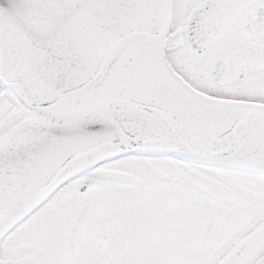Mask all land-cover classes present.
Wrapping results in <instances>:
<instances>
[{"label": "snow or ice", "instance_id": "snow-or-ice-1", "mask_svg": "<svg viewBox=\"0 0 264 264\" xmlns=\"http://www.w3.org/2000/svg\"><path fill=\"white\" fill-rule=\"evenodd\" d=\"M0 264H264V0H0Z\"/></svg>", "mask_w": 264, "mask_h": 264}]
</instances>
